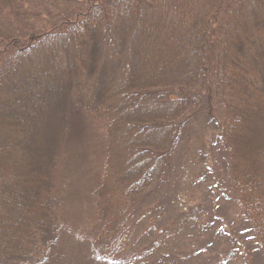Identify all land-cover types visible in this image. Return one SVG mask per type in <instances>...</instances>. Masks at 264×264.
I'll use <instances>...</instances> for the list:
<instances>
[{
    "label": "trees",
    "instance_id": "obj_1",
    "mask_svg": "<svg viewBox=\"0 0 264 264\" xmlns=\"http://www.w3.org/2000/svg\"><path fill=\"white\" fill-rule=\"evenodd\" d=\"M261 114L264 0H0V136L13 124L23 152L14 172L0 170V197L19 194L0 264L53 262L64 153L80 124L103 134L90 236L114 262L201 119L219 130V181L252 242L246 263L262 264L264 143H246Z\"/></svg>",
    "mask_w": 264,
    "mask_h": 264
},
{
    "label": "rangeland",
    "instance_id": "obj_2",
    "mask_svg": "<svg viewBox=\"0 0 264 264\" xmlns=\"http://www.w3.org/2000/svg\"><path fill=\"white\" fill-rule=\"evenodd\" d=\"M149 29L145 30L147 35ZM118 52L116 49L117 56ZM63 56L59 55L56 59L63 60ZM44 59L52 60L55 56L47 55ZM44 59H39L32 68L39 73L44 71ZM254 123L252 137L249 135L246 143L251 139L257 146L264 143V116L261 114ZM6 130L9 131L0 136V170L11 173L14 172L15 161L21 160L23 152L15 141L13 124H6ZM218 134L217 125L204 119L194 127L190 138L175 156L168 180L153 185L145 195L128 250L111 262L95 255L90 236L95 224L93 190L97 186L101 167L103 134L91 120L80 124L64 153L61 181L62 187L65 186V197L61 216L66 225L50 264L250 262L252 242H246V235L242 234L238 221L240 214L219 181L223 155H220ZM15 195L18 198V191ZM14 196L0 197V227L10 226L13 222L10 213L15 210L11 203ZM20 202L17 201L19 206ZM18 217L21 218L20 215ZM212 218L217 220L216 225L212 223ZM9 226L1 227L0 234L3 230L10 232ZM259 256L264 264V248Z\"/></svg>",
    "mask_w": 264,
    "mask_h": 264
},
{
    "label": "bare ground",
    "instance_id": "obj_3",
    "mask_svg": "<svg viewBox=\"0 0 264 264\" xmlns=\"http://www.w3.org/2000/svg\"><path fill=\"white\" fill-rule=\"evenodd\" d=\"M43 69H44V70H46L47 68H46V67H44Z\"/></svg>",
    "mask_w": 264,
    "mask_h": 264
}]
</instances>
